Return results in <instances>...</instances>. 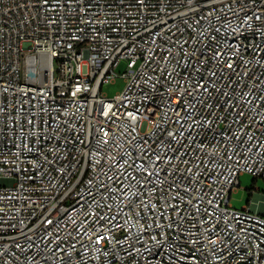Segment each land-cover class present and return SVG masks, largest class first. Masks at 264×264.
Masks as SVG:
<instances>
[{"label": "built area", "instance_id": "built-area-1", "mask_svg": "<svg viewBox=\"0 0 264 264\" xmlns=\"http://www.w3.org/2000/svg\"><path fill=\"white\" fill-rule=\"evenodd\" d=\"M244 174L264 0H0V264H264Z\"/></svg>", "mask_w": 264, "mask_h": 264}, {"label": "rangeland", "instance_id": "rangeland-1", "mask_svg": "<svg viewBox=\"0 0 264 264\" xmlns=\"http://www.w3.org/2000/svg\"><path fill=\"white\" fill-rule=\"evenodd\" d=\"M127 71V62L122 61L116 69V74L122 76ZM126 87L124 77H118L113 83L103 86L102 93L109 99L115 98L121 94ZM264 195V180L255 179L249 174H244L239 178V187L231 196V205L237 210H241L255 199L256 195Z\"/></svg>", "mask_w": 264, "mask_h": 264}]
</instances>
